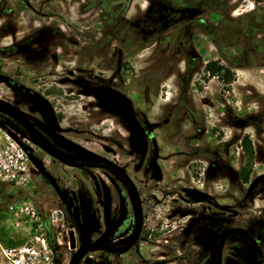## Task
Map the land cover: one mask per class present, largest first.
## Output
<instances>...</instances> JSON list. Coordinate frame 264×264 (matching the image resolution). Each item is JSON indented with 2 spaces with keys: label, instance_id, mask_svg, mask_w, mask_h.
Listing matches in <instances>:
<instances>
[{
  "label": "rangeland",
  "instance_id": "1",
  "mask_svg": "<svg viewBox=\"0 0 264 264\" xmlns=\"http://www.w3.org/2000/svg\"><path fill=\"white\" fill-rule=\"evenodd\" d=\"M83 1L0 0V73L35 89L44 105L52 107L61 130L109 155L145 187L148 231L184 223L185 218L167 215L173 206H186L175 196L188 182L205 185L230 211L237 210L240 219L264 213V192L243 200L264 175V0H173L205 12L177 26L176 31L181 27L188 33L173 37L171 31L159 40L142 39L132 25L148 0H87L85 13ZM204 19L218 35L199 28ZM105 35L112 37L109 49H102ZM193 57L198 58V72L186 74ZM209 61L231 67L234 81L226 84L203 75L201 69ZM83 71L119 88L137 112L161 123L153 133L164 179L150 180L147 168L135 169L129 124L101 107L93 95L80 93L76 79ZM0 98L20 105L31 117L40 116L37 100L1 79ZM3 115L0 112V163L5 165L0 172V244L18 251L42 237L53 263L69 264L75 253L68 237L69 215L29 157V146L33 151L38 147ZM248 117L253 118L249 125H234L235 119ZM163 118L170 123L163 125ZM244 137L251 141V150L244 147ZM39 155L67 189L108 180L103 168L65 167L49 155ZM213 161L218 171L210 166ZM152 239L148 236L141 245L148 256ZM103 260L101 252H89L84 264Z\"/></svg>",
  "mask_w": 264,
  "mask_h": 264
},
{
  "label": "flooded vegetation",
  "instance_id": "2",
  "mask_svg": "<svg viewBox=\"0 0 264 264\" xmlns=\"http://www.w3.org/2000/svg\"><path fill=\"white\" fill-rule=\"evenodd\" d=\"M148 1L149 3L145 12L136 15L137 17L132 22L134 29L139 33L142 39L159 40L161 36L171 31H174L173 37H176V32H184V29H181V27L176 31L177 26L192 21L194 18L202 16L205 12L203 7L178 4L173 0ZM83 2H85L83 3L85 7L83 11L85 13L89 11L87 7L88 1L84 0ZM27 4L29 5V3ZM190 8H195L199 10V12L191 16V12L188 11ZM122 18L125 22H128L126 15H123ZM200 21L201 24H199V28H203L206 35L214 36V33L218 35L217 28L213 29L214 27L208 25L205 19ZM215 25H217V23H215ZM184 33H188V31ZM111 38L110 35H105L103 37L102 49L110 48ZM213 43L218 45L217 41L213 40ZM198 64V58L193 57L192 61L189 63L192 67L186 68L185 73L188 74L191 72L193 75L197 73ZM201 71L203 75L210 77V73L206 72L205 66ZM83 73V76L77 77L76 79V82L79 84L80 93H82V90L90 87H107L123 93L119 88L105 81V79H100L97 76L90 78L85 71H83ZM72 74L74 75L73 72ZM9 77L10 79L6 82H8L11 88L19 94L30 96L32 99L39 102L38 110L40 116L31 117L20 105L8 101L21 108L29 117L32 125L39 130L53 146L58 148L62 154H65L72 160L79 161L92 158L90 153H85L80 147L75 145V143H77L86 147L73 139L71 135H69L70 131H63L60 129V120L54 116L55 114L51 109L52 107L50 105H44V98L41 97L39 93V96H33V92H37L35 89L25 85L12 76ZM22 84L29 87L31 90L27 91L25 87H21ZM132 106L135 110L137 119L147 131L148 136V148L145 155L135 152L131 147L137 159L134 167L139 171L147 168L150 180L154 177L159 180L164 179L165 173L160 164L161 153L159 144L153 133L161 127V123L158 121H150L145 112H137L133 103ZM43 109L47 115H45ZM1 115L4 116L2 113ZM10 119L13 121L15 129L19 132L20 130L26 132L27 135L24 136L38 147L39 150L36 149L35 151H33L30 146L27 149L31 161H34L36 164L38 161H41L46 171L52 176L55 177L51 171L52 166L45 164L39 153L42 152L49 155L55 164L58 163L65 167H79L66 164L60 159L50 155L30 138L27 129L17 120L11 117ZM237 119L234 120V125H236L235 121ZM245 119L247 120L245 126H247L251 123L253 118L248 117ZM170 121L169 118H163L162 124L168 125ZM148 122L157 123V126L153 130H149ZM60 135L63 137H60ZM86 148L122 166L109 155L97 152L88 147ZM107 152L112 151L107 150ZM156 155L159 171L152 162ZM210 166L214 168L215 171H218L219 165L216 161H213ZM81 167L85 169L103 168L108 172V180H97L94 181L92 185L82 184L76 189H67L62 186L59 179L55 177L60 188L66 190V200L70 204L69 208L67 203L63 201L60 194L54 188L71 222V229L68 232L71 248L76 252L82 245L81 236L71 215L72 212L76 214L78 223L85 229L88 245H106L108 248L123 249L130 243L137 229L136 205L132 198V190L116 172L109 168L91 166ZM125 170L129 174L126 168ZM41 172L43 178L53 186L46 173L43 171ZM257 182L254 183L253 190L244 197V201L248 202L251 197L250 194L254 195L256 192H264V175ZM134 183L141 199L143 211L141 232L127 251L111 252L105 249L95 248L86 252V254L95 251L101 252L104 260L99 264H264V213H261L259 216L251 215L246 219H240V213L237 212V210L230 211L231 209L221 202L220 197L206 190L205 185L203 187L193 186L188 182L189 184H185L182 189L177 192V196H175V198L180 200L178 202H185L186 206H173L167 215L170 219H176L177 217L185 218L186 220L184 223L173 225L171 228L156 227L152 229V231H148L146 228V211H148L149 205L146 203L148 199L144 198L145 187L138 186L135 181ZM197 197H201L202 199L198 201ZM156 198L157 195L153 193L152 199L154 200ZM232 229L241 230L231 232L225 239L222 248L217 250L218 244L224 233ZM71 231H73V236H71ZM148 236H153V252L150 256L146 255V252L141 247L142 242L145 238H148ZM91 264H94V262H91Z\"/></svg>",
  "mask_w": 264,
  "mask_h": 264
},
{
  "label": "water",
  "instance_id": "3",
  "mask_svg": "<svg viewBox=\"0 0 264 264\" xmlns=\"http://www.w3.org/2000/svg\"><path fill=\"white\" fill-rule=\"evenodd\" d=\"M189 12H191V16L197 14L199 10L195 8L188 9ZM0 79L7 81L10 79L8 75L0 73ZM21 87H25L27 91H30L31 89L29 87H26L25 85H21ZM82 93L88 94V95H94L96 99L99 101V105L106 108L107 110L123 117L125 121L129 124L131 128V146L135 152L141 153L142 155L146 154L147 148H148V136L147 131L142 126V124L137 119V116L135 114V110L132 106L131 101L129 98H127L123 93L119 92L118 90H114L107 87H90L87 89L82 90ZM33 96H39L37 92H33ZM44 113L45 110L43 109ZM0 112L17 120L25 129L29 131L30 138L39 146H41L45 151H47L50 155L60 159L66 164L73 165V166H91V167H104L109 168L116 172L130 187L132 190V198L136 205V215H137V229L135 231V235L130 241V243L124 247L123 249L120 248H108L106 245H96L91 244L88 245V238L86 237L85 229L78 223V220L76 218V214L71 212V215L73 217V220L75 221V224L77 226V229L79 231V234L81 236L82 245L79 250H77L74 255L72 256L69 264H79L83 256L88 252L89 250H93L95 248H101L105 249L111 252H124L127 251L135 242L137 237L139 236L143 224V211L141 206V199L137 190V187L133 181V179L130 177V175L126 172V170L115 163L112 160H109L105 157H102L91 150L87 149L86 147L75 143L76 146L80 147L82 151L85 153H90L92 158L89 159H83V160H72L65 154H62L61 151L53 146L49 140L39 131L37 130L31 123L29 117L27 114L18 106L15 104L9 102L8 100L0 98ZM47 115V113H45ZM237 126L243 127L247 124V120L245 118H239L235 121ZM149 130H153L157 123H151L148 122ZM20 132L24 135H27L26 132L20 130ZM13 136L16 137L15 133L12 132ZM60 137H63L60 135ZM71 141V140H68ZM152 162L155 165V168L159 171V166L157 164V155L152 160ZM37 166L39 169L46 173V175L51 180L54 188L57 190V192L62 197L63 201L67 203L68 207L70 208V204L66 200V190H63L60 188L59 184L57 183V180L54 176H52L50 173H48L43 166V163L41 161L37 162ZM201 197H197V200H201ZM241 229H232L227 230L222 239L220 240L217 250H220L222 248V245L227 238V236L233 232V231H239ZM71 236H73V231H71Z\"/></svg>",
  "mask_w": 264,
  "mask_h": 264
},
{
  "label": "built area",
  "instance_id": "4",
  "mask_svg": "<svg viewBox=\"0 0 264 264\" xmlns=\"http://www.w3.org/2000/svg\"><path fill=\"white\" fill-rule=\"evenodd\" d=\"M9 128V126H6ZM5 165L0 163L1 169ZM48 246L45 239L36 236V242L33 246L16 251V248H5L0 244V264H54L52 256L47 251ZM86 254L83 256L80 264H84Z\"/></svg>",
  "mask_w": 264,
  "mask_h": 264
},
{
  "label": "trees",
  "instance_id": "5",
  "mask_svg": "<svg viewBox=\"0 0 264 264\" xmlns=\"http://www.w3.org/2000/svg\"><path fill=\"white\" fill-rule=\"evenodd\" d=\"M240 65L242 66V64ZM205 69L207 73H210V77L217 76L226 84H231L235 79V72L232 70V68L221 64L219 61H209L205 65ZM242 141L244 147H246L247 150L252 149V144L248 137H244Z\"/></svg>",
  "mask_w": 264,
  "mask_h": 264
},
{
  "label": "clouds",
  "instance_id": "6",
  "mask_svg": "<svg viewBox=\"0 0 264 264\" xmlns=\"http://www.w3.org/2000/svg\"><path fill=\"white\" fill-rule=\"evenodd\" d=\"M147 5H145V7H146ZM8 40H10L11 39V37H9V38H7Z\"/></svg>",
  "mask_w": 264,
  "mask_h": 264
}]
</instances>
